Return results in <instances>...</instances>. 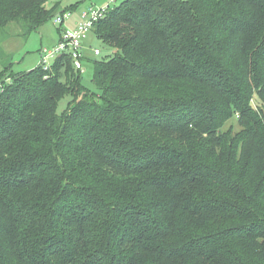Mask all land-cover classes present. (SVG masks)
Segmentation results:
<instances>
[{"label":"trees","instance_id":"1","mask_svg":"<svg viewBox=\"0 0 264 264\" xmlns=\"http://www.w3.org/2000/svg\"><path fill=\"white\" fill-rule=\"evenodd\" d=\"M50 2L0 0V34ZM93 33L100 94L66 55L0 72V264H264V0H124Z\"/></svg>","mask_w":264,"mask_h":264},{"label":"rangeland","instance_id":"2","mask_svg":"<svg viewBox=\"0 0 264 264\" xmlns=\"http://www.w3.org/2000/svg\"><path fill=\"white\" fill-rule=\"evenodd\" d=\"M123 1L124 0H51L49 5L52 7L55 3L60 2L62 10L64 9L65 12L68 11L71 15L70 20L66 23V26H70V23L72 24V22L79 20L80 16L89 8H100L107 5H110L112 8ZM72 6L78 7L75 11H70ZM72 27H74V24ZM57 38H59V26L55 23V17L49 20L37 32L27 37L21 34V30L17 29L14 24L9 26L5 33L3 32L0 34V40H2L0 72L6 71V73L1 76L2 83L4 82L7 84L11 82V79L9 78V80H6V77L14 78L22 72H30L38 67L42 57L40 53L41 48L50 47L51 44L58 41ZM94 49L100 50L101 55L97 57L94 56ZM115 53V49L104 44L93 32L89 34L84 44L85 60L81 72L82 84L84 87L94 93L100 94V90L97 89L93 82L94 63L95 61L110 59ZM9 64H12V67L8 70L4 69V67ZM73 72L76 74V71ZM64 84H66V82H64ZM70 100L72 99L70 96L68 97V95L61 100L59 103V112L67 108ZM235 126L238 127L237 125Z\"/></svg>","mask_w":264,"mask_h":264},{"label":"built area","instance_id":"3","mask_svg":"<svg viewBox=\"0 0 264 264\" xmlns=\"http://www.w3.org/2000/svg\"><path fill=\"white\" fill-rule=\"evenodd\" d=\"M114 2V1H113ZM107 5L100 8H89L81 16L74 27L66 26L71 15L65 12L55 18L56 25L61 29L60 40L54 47H46L42 50L40 64L44 70H49L54 61L61 56H68L72 60L76 72L83 70L84 44L90 33L93 32L96 23L110 10ZM101 51L94 49V56H100Z\"/></svg>","mask_w":264,"mask_h":264},{"label":"crops","instance_id":"4","mask_svg":"<svg viewBox=\"0 0 264 264\" xmlns=\"http://www.w3.org/2000/svg\"><path fill=\"white\" fill-rule=\"evenodd\" d=\"M115 1H116V0H115ZM76 8H77V7H76ZM63 11H64V9L62 10V8L59 6L58 14L61 13V12H63ZM78 21H79V20H77V21H75V22H72V24L70 23V26L72 27L73 24L75 25L76 23H78ZM57 39H58V41L55 42V43H53V44H51L50 47H54V46H56V45L58 44V42H59V40H60V36H59V38H57ZM43 48H46V47H42V48H41V51H42ZM41 51H40V53H41ZM40 61H41V59H40Z\"/></svg>","mask_w":264,"mask_h":264}]
</instances>
